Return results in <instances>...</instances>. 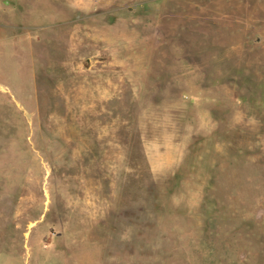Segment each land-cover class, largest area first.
I'll use <instances>...</instances> for the list:
<instances>
[{
  "label": "rangeland",
  "instance_id": "1",
  "mask_svg": "<svg viewBox=\"0 0 264 264\" xmlns=\"http://www.w3.org/2000/svg\"><path fill=\"white\" fill-rule=\"evenodd\" d=\"M0 264H264V0H0Z\"/></svg>",
  "mask_w": 264,
  "mask_h": 264
}]
</instances>
